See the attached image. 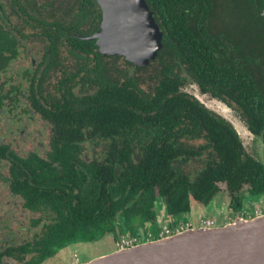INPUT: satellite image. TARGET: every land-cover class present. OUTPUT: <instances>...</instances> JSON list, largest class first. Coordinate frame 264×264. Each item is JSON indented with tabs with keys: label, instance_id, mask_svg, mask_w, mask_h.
Segmentation results:
<instances>
[{
	"label": "flooded vegetation",
	"instance_id": "1",
	"mask_svg": "<svg viewBox=\"0 0 264 264\" xmlns=\"http://www.w3.org/2000/svg\"><path fill=\"white\" fill-rule=\"evenodd\" d=\"M94 1L92 7L82 0H0V264H81L79 252L84 246L80 245L107 244L112 237L114 250L124 238L135 239L133 247L158 239L164 225L183 223L194 212L191 208L174 223L168 204L156 191L148 206L150 216L137 217L127 227L118 212L112 220L114 234L96 240L75 236L67 243H56L59 233L76 231L84 220H89L84 231L94 230L92 199L108 190L110 183L119 182L125 166L120 153L125 148L142 150L139 123L126 130L121 129V121L113 123L112 129L94 128L99 121L93 122L79 110L93 100L114 106L106 93L112 85L122 86L128 76L137 80L141 90L147 80L154 87L160 70L157 58L139 67L122 56L99 51L94 37L101 31L102 11ZM215 7L216 2L206 16L210 30ZM73 23L78 28L74 32L57 31ZM187 80L186 84L196 85ZM135 131L140 135L135 136ZM254 138L264 148L263 139ZM167 141L161 139L158 145ZM195 143L191 145L197 147ZM220 184L207 204L195 201L196 208L207 212L220 202L223 210L234 215L223 220L226 223L248 218L247 210L255 215L264 212V194L252 196L249 187L243 186L237 194L241 208L236 211L226 184L225 195ZM107 226L105 221L104 230ZM95 230L104 231L100 226ZM56 244L60 247L46 250L47 245Z\"/></svg>",
	"mask_w": 264,
	"mask_h": 264
},
{
	"label": "trees",
	"instance_id": "2",
	"mask_svg": "<svg viewBox=\"0 0 264 264\" xmlns=\"http://www.w3.org/2000/svg\"><path fill=\"white\" fill-rule=\"evenodd\" d=\"M82 1L96 6L94 0ZM248 1L257 10L256 28L262 31L260 34L258 30L260 37L255 41L259 52L239 53L242 47L234 45L231 38L221 32L212 33L206 16L216 0H146L164 33L156 60L160 66L156 85L145 93L138 88L137 80L128 76L122 86L112 85L106 93L114 106L93 100L79 110L82 114L87 112L93 122L99 121L98 125L93 124L94 128L112 129L113 123L121 121V129L126 130L139 123L138 144L142 150L125 148L120 153L119 160L125 166L119 182L116 186L110 183L108 190L92 199L94 230L84 231L89 227V220H84L76 231L59 233L57 244L67 243L75 236L87 235L96 240L103 234H114L112 220L118 212L127 227L137 217L150 216L148 206L156 191L168 204L174 223L190 212L191 200L207 204L218 192L219 183L226 184L236 211L241 208L237 194L243 186L249 187L252 196L264 194V165L246 153L227 121L181 91L189 78L203 94L235 108L251 134L264 142V1ZM76 29L73 23L57 31ZM129 133L133 135V131ZM161 139H167V144L158 145ZM193 142L200 145L194 147ZM197 160L203 163L197 172L183 170ZM106 173L107 177L112 176ZM115 179L113 175L112 180ZM99 226L104 231L95 230ZM130 233L134 235L136 231ZM57 244L47 245L46 250L60 247Z\"/></svg>",
	"mask_w": 264,
	"mask_h": 264
},
{
	"label": "water",
	"instance_id": "3",
	"mask_svg": "<svg viewBox=\"0 0 264 264\" xmlns=\"http://www.w3.org/2000/svg\"><path fill=\"white\" fill-rule=\"evenodd\" d=\"M96 1L102 11V22L101 31L94 38L102 54L122 56L139 67L157 58L163 47V33L146 0ZM261 16L264 20V8ZM208 97L236 114L248 135L253 136L234 109ZM218 116L234 128L244 147L243 127L233 124L222 114ZM81 264H264V213L252 218H237L219 227L185 229L169 237L110 251Z\"/></svg>",
	"mask_w": 264,
	"mask_h": 264
},
{
	"label": "rangeland",
	"instance_id": "4",
	"mask_svg": "<svg viewBox=\"0 0 264 264\" xmlns=\"http://www.w3.org/2000/svg\"><path fill=\"white\" fill-rule=\"evenodd\" d=\"M254 7L249 4L248 0H216V7L214 9V17L211 19V30L213 32H221L225 36L231 38L232 43L238 47H242L239 53H245L248 50L253 52H259L255 41L259 39L262 31L256 28L257 14ZM258 30L260 34H258ZM152 72L150 69L144 76H147ZM141 88L149 93L153 88V83L149 80L142 82ZM183 92L195 97L200 103L207 107L210 111L222 114L225 119H228L233 124H237L243 127L244 136L242 141L244 143V149L247 154L254 156L256 159L264 162L263 144L260 139L254 138L248 135L244 124L239 120L236 114L229 112L227 108L219 105L216 100L211 99L208 95H203L199 92L196 85L186 84L182 88ZM200 142H196L198 146ZM262 157V158H261ZM203 163L194 161L183 167L185 172H195ZM221 194H226V187L224 184H220ZM220 202L218 204H212L209 206L208 211L203 215L204 219H213L216 226L225 225V221L228 217H234L230 215L228 210L221 208ZM248 218L254 216L253 210H247ZM264 213V212H263ZM262 213V214H263ZM191 220H195L197 216H193V213L189 214ZM145 241V240H142ZM112 237L108 238V243L104 241L93 243L92 245H80L84 246L79 252V262L84 263L101 255L109 253L114 250ZM147 242V241H146ZM110 243V244H109ZM112 243V244H111ZM81 248V247H80ZM69 252V250L67 251ZM65 253V252H64ZM64 255V254H63ZM56 264V263H54Z\"/></svg>",
	"mask_w": 264,
	"mask_h": 264
},
{
	"label": "built area",
	"instance_id": "5",
	"mask_svg": "<svg viewBox=\"0 0 264 264\" xmlns=\"http://www.w3.org/2000/svg\"><path fill=\"white\" fill-rule=\"evenodd\" d=\"M260 214H262V213H260ZM260 214H256L255 216H258ZM215 226H216L215 221L211 218H209V219L196 218L195 220H191L189 218V219H186L185 222L179 223L178 225H172V226H169L168 224L164 225L158 232V239L172 236L176 233H179L180 231H183V230L189 229V228H195V227L212 228ZM135 241H136L135 239H129V238L121 239V241L117 243V248L118 249L129 248L135 243ZM148 241H150V240H148Z\"/></svg>",
	"mask_w": 264,
	"mask_h": 264
},
{
	"label": "crops",
	"instance_id": "6",
	"mask_svg": "<svg viewBox=\"0 0 264 264\" xmlns=\"http://www.w3.org/2000/svg\"><path fill=\"white\" fill-rule=\"evenodd\" d=\"M195 203H196L195 201H192V202H191V208H192V211H193V209H194V212H191V213H193V216H197V218H202L203 215H204L206 212L203 211V210H201V209L196 208ZM225 224H227V223L225 222ZM112 251H113V250H112Z\"/></svg>",
	"mask_w": 264,
	"mask_h": 264
}]
</instances>
